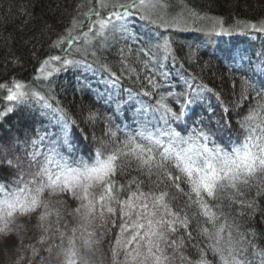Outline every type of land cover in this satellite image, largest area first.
Wrapping results in <instances>:
<instances>
[{"label":"snow or ice","instance_id":"1","mask_svg":"<svg viewBox=\"0 0 264 264\" xmlns=\"http://www.w3.org/2000/svg\"><path fill=\"white\" fill-rule=\"evenodd\" d=\"M85 6L87 11H77L65 34L49 46L62 54L43 59L36 79L51 84L55 74L70 67L85 75L108 74L103 83L116 90L115 107L111 115L90 110L85 117L93 127L104 122L103 135H92L95 147L87 157L81 153L88 134L81 129L82 138H74L73 126L79 125L54 89L45 91L14 77L0 83L7 92L0 99L8 102L0 121L24 105L48 121L43 130L37 127L33 133L25 127L7 140L0 138V233L19 235L21 226L13 228L16 218L38 213V243L47 245H26L31 256L21 255L16 264L25 259L28 264H51L53 259L96 264L101 238L117 228L109 243L112 264H264V233L257 229V223L264 224V52L255 60L243 50L224 54L231 70L242 73L239 94L234 80L233 98L226 101L195 76L163 70L164 60L170 56L175 63L178 58L174 38L159 31L186 30L181 25L194 17L213 21L209 31L229 35L221 20L194 10L187 17H169L161 0H84L77 9ZM137 20L146 31H136ZM237 28L264 33V21ZM118 44L119 75L98 55ZM188 47V62L198 61L197 50ZM137 62L143 65L140 72L148 73L143 79L132 67ZM125 74L134 76L140 90L125 88L122 99ZM170 79L182 84H170ZM77 83L90 87L86 79ZM165 86L172 90H163ZM208 93L216 97L219 116L210 102L204 108ZM112 101L109 92L106 103ZM245 103L249 107L241 115ZM129 111L134 113L130 123L118 124L121 113L128 120ZM233 111L238 128L230 119ZM57 126L59 132L49 130ZM132 171L137 176L124 183L117 179ZM67 199L78 202L67 211L71 226L64 220Z\"/></svg>","mask_w":264,"mask_h":264},{"label":"trees","instance_id":"2","mask_svg":"<svg viewBox=\"0 0 264 264\" xmlns=\"http://www.w3.org/2000/svg\"><path fill=\"white\" fill-rule=\"evenodd\" d=\"M82 3H84V0H0V83L8 82L14 77L32 83L35 87L43 88L45 91L49 88L54 89L53 95L60 101L69 116L75 119L79 125V127L73 126L74 138H82L81 129H84L88 134L89 139L84 142L86 147L81 153L87 157L88 150L95 147L92 143V135L93 133L97 137L103 135L104 122L103 120L97 121L93 127L92 124L86 122L85 117L90 110L98 111L102 116L104 114L111 115L110 109L115 107L116 90L109 89L103 83L108 74L101 75L97 73L93 75L89 72L85 75L82 70L69 68L65 72L55 74L51 78V84L36 79L38 76L37 70L43 59L58 52L56 50L50 51L49 46L58 36L65 34V29L70 27L72 18L77 11L81 13L87 11L86 6L77 9V5ZM161 3L164 13L169 17L180 14L187 17L189 12L194 10L200 16L218 18L225 27L230 29L229 35L217 34L209 31L213 21L208 19L196 20L194 17L189 20L187 25H181L186 30L170 28L165 31L160 29L159 31L164 32L165 35H171L174 38L173 50L178 58L173 63L172 58L169 56L164 60L167 67L163 70L169 71L173 75L183 72L186 75L195 76L198 83L207 84L214 92L221 93L226 101L233 98V82L235 80V92L238 95L240 92L239 77L242 73L231 70L229 62L224 60V54L233 50H243L255 60L257 53L264 52V33L237 28L238 24L242 25L244 22L259 25L261 21H264V0H161ZM136 23V31L144 32L147 30L142 21L137 20ZM218 27L217 25V29ZM84 30L87 31V28ZM102 43V41L97 42L96 48H100ZM189 45L197 50L198 61L188 62ZM120 47L121 45L118 44L108 50L98 52V55L104 58L103 62L109 63L118 75L122 70L118 51ZM92 50L89 49V51ZM74 52L75 45L73 46ZM82 56V53L76 54L75 58L81 59ZM216 57H220V59L217 60ZM92 59L93 57L88 56V60L91 61ZM17 60H19V63L15 62ZM181 65H183V68H181ZM132 67L136 68L142 79L148 75L147 72H140L143 67L142 64L137 62L132 64ZM78 78L81 80L86 79L90 87L81 88L77 83ZM133 80L134 76L128 78L126 74L122 78L120 93L122 99L126 98L123 92L125 88H133L135 91L140 90L139 86L133 83ZM169 83L173 85L182 84V81L170 79ZM163 90L172 89L165 86ZM174 90L181 91L182 89L175 88ZM109 92L113 95L111 104L106 103ZM6 95V90H0V97ZM143 99L147 102L149 98L143 97ZM152 102L154 103V101ZM209 102L215 107L217 116H219L221 109L216 107L217 101L213 93H208V101L205 103L204 108ZM7 103L5 100L0 99V110H3ZM248 107V103H245L238 111L241 115H244ZM196 111L207 117L206 112L201 107H197ZM133 115L134 113L129 111L127 113L128 120H125L123 113H121V119L116 122L118 124L122 121L130 123ZM230 119L233 128H238V116L235 111L231 114ZM47 124L48 121L40 116L38 111H33L30 106L24 105L0 121V138L7 140L10 136L16 135L18 129L25 127L30 128L34 133L37 127L43 130V127ZM49 130L59 132V127H52ZM20 134L22 136V131ZM17 152L22 157L24 156V153L20 152L19 149ZM26 164L27 161L25 160V166ZM133 176H137L135 171L127 176H118L117 179L124 183ZM145 191H147V188H145ZM55 198L66 199L65 197ZM68 200L64 220L69 221L71 226L74 223L73 217L68 215L67 211L75 208L77 203L70 206ZM178 202L182 203V201ZM37 216L38 213L31 217L18 216L16 218L13 228L17 229V226H21L18 228L19 235L15 231L9 235L0 233V264H16L21 255L30 257L31 252L25 248L26 245H35L37 248L47 246L38 243L41 232L36 233L35 230L30 232L28 223L30 221L35 222ZM32 217L34 220H32ZM63 223L62 220L61 224ZM22 225L27 227H22ZM257 229L264 233V224L257 223ZM115 231H118V229H114L112 233L101 238L100 251L96 255V264H112L109 243L115 239ZM21 237H23L22 243ZM261 243H264V241ZM41 255L46 256L47 253L42 252ZM20 264H28L27 259L20 261ZM51 264H58V262L53 259Z\"/></svg>","mask_w":264,"mask_h":264},{"label":"rangeland","instance_id":"3","mask_svg":"<svg viewBox=\"0 0 264 264\" xmlns=\"http://www.w3.org/2000/svg\"><path fill=\"white\" fill-rule=\"evenodd\" d=\"M62 53H60L59 51L57 53H54L52 55H61ZM70 68H74V67H70ZM76 70V68H74ZM57 198L53 197V200L55 201ZM68 203L70 206H73L74 203H78L77 201L75 200H71L69 199L68 200ZM69 207V206H68ZM71 208V207H70ZM68 209V208H67ZM36 218V217H35ZM32 220H34V218L32 217ZM36 223H37V220L35 219V222H29V226H30V232H32L33 230H35L36 233H40V229L38 227H36ZM26 225V224H25ZM22 227H27V226H23ZM118 229V228H117ZM116 232V231H115Z\"/></svg>","mask_w":264,"mask_h":264}]
</instances>
